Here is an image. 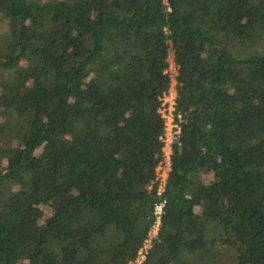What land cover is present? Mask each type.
I'll list each match as a JSON object with an SVG mask.
<instances>
[{"label": "trees", "instance_id": "16d2710c", "mask_svg": "<svg viewBox=\"0 0 264 264\" xmlns=\"http://www.w3.org/2000/svg\"><path fill=\"white\" fill-rule=\"evenodd\" d=\"M0 13V264H132L160 200L139 264H264V0ZM170 49L181 120L157 193Z\"/></svg>", "mask_w": 264, "mask_h": 264}, {"label": "built area", "instance_id": "2783aa9c", "mask_svg": "<svg viewBox=\"0 0 264 264\" xmlns=\"http://www.w3.org/2000/svg\"><path fill=\"white\" fill-rule=\"evenodd\" d=\"M175 98H176V87H168L166 91L160 97V105L158 107V111L164 119V131L160 135V139L163 144L161 146L162 157L158 161L155 167V178L157 182L156 192L160 193L164 189V184L166 182L169 166V158L171 152V144L179 135L180 131V114L177 113L175 115ZM178 118V119H176ZM164 200H160L155 204L154 213H155V223L153 226L158 227L160 221V214L162 212ZM148 246H142L139 250L138 256L135 261L137 264L143 259L144 252L146 251ZM141 255V258L139 257Z\"/></svg>", "mask_w": 264, "mask_h": 264}, {"label": "rangeland", "instance_id": "374dc122", "mask_svg": "<svg viewBox=\"0 0 264 264\" xmlns=\"http://www.w3.org/2000/svg\"><path fill=\"white\" fill-rule=\"evenodd\" d=\"M6 28V22L3 18V16L1 15L0 13V42H1V35L3 34L4 30ZM172 49L169 50L168 52V56H167V61H168V66H167V71L169 73V76H170V85H169V88L170 87H174L175 86V83H176V79H175V75L177 73V70H176V65L174 64L173 62V59H172ZM3 116L0 115V119L2 118ZM3 136V135H1ZM40 207L42 208L43 210V215L42 217L40 218V222L43 221V219L51 212V207L46 205V204H41ZM157 233V227L156 226H152V228L150 229L149 231V236L148 238L145 240L144 242V245L143 246H149L150 245V240L151 238ZM141 258V255L139 256ZM25 263V262H24ZM17 264H23V261H19ZM132 264H137L136 261H134Z\"/></svg>", "mask_w": 264, "mask_h": 264}]
</instances>
